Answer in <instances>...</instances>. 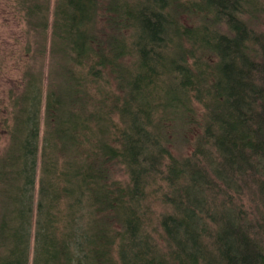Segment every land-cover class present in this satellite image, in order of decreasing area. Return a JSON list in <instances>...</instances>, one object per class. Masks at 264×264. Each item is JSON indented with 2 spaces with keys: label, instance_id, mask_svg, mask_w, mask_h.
I'll return each instance as SVG.
<instances>
[{
  "label": "trees",
  "instance_id": "obj_1",
  "mask_svg": "<svg viewBox=\"0 0 264 264\" xmlns=\"http://www.w3.org/2000/svg\"><path fill=\"white\" fill-rule=\"evenodd\" d=\"M13 1L0 264H264V0Z\"/></svg>",
  "mask_w": 264,
  "mask_h": 264
},
{
  "label": "rangeland",
  "instance_id": "obj_2",
  "mask_svg": "<svg viewBox=\"0 0 264 264\" xmlns=\"http://www.w3.org/2000/svg\"><path fill=\"white\" fill-rule=\"evenodd\" d=\"M13 0H0V98L2 97L3 91L8 87L17 88L16 85L20 83L21 72L24 71L25 60L21 57L20 47H18L16 40L13 38V33H19L22 24L20 23L21 14L14 8ZM14 9V10H13ZM17 36H19L17 34ZM14 44L16 50L19 52L11 53V45ZM15 50V51H16ZM36 54V53H35ZM3 59V60H1ZM40 64V65H39ZM63 64L62 59L54 53L51 56L46 53H41L40 55L34 57V67L35 69L44 71L46 78L49 76V81L52 82V87L58 89L61 82L58 79L61 76ZM60 68V70H59ZM45 78V77H44ZM46 80L44 79V84ZM0 101V107L2 106ZM200 114V112H199ZM43 124L41 126L42 134ZM183 132L177 136V140L182 138ZM40 143V142H39ZM179 148V147H178ZM190 148L183 149L180 147L178 152L188 154ZM176 153V149H173ZM40 175V162L37 165L36 183L35 190L37 193L38 178ZM31 264V260L29 262Z\"/></svg>",
  "mask_w": 264,
  "mask_h": 264
}]
</instances>
